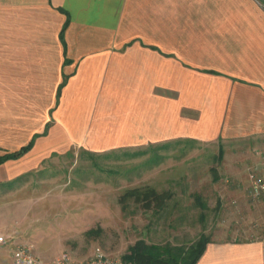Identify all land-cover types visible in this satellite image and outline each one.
Returning <instances> with one entry per match:
<instances>
[{
    "label": "crops",
    "instance_id": "obj_1",
    "mask_svg": "<svg viewBox=\"0 0 264 264\" xmlns=\"http://www.w3.org/2000/svg\"><path fill=\"white\" fill-rule=\"evenodd\" d=\"M28 95H49L50 117L29 141L50 126L0 186L49 132L90 150L264 148V0H0V131ZM196 264H264V238L211 240Z\"/></svg>",
    "mask_w": 264,
    "mask_h": 264
},
{
    "label": "rangeland",
    "instance_id": "obj_2",
    "mask_svg": "<svg viewBox=\"0 0 264 264\" xmlns=\"http://www.w3.org/2000/svg\"><path fill=\"white\" fill-rule=\"evenodd\" d=\"M48 96L28 95L27 115L4 117L11 130L0 131V154L42 131L50 118ZM53 133L39 140L40 154L12 165L20 173L0 186V264H13L11 250L20 244L42 262L63 254L85 262L97 254L123 258L139 240L187 250L201 236L264 238V198L250 195L252 182L264 181V148L257 141L90 150L61 131ZM143 186L170 192L171 199L158 211L119 204L127 189ZM90 230L95 233L88 236Z\"/></svg>",
    "mask_w": 264,
    "mask_h": 264
},
{
    "label": "trees",
    "instance_id": "obj_3",
    "mask_svg": "<svg viewBox=\"0 0 264 264\" xmlns=\"http://www.w3.org/2000/svg\"><path fill=\"white\" fill-rule=\"evenodd\" d=\"M60 39L62 41V32L60 34ZM64 83L60 86H62ZM60 95H56L57 102ZM56 102V103H57ZM50 123L45 125V129L41 134L34 135L27 145L21 147L17 151L5 153L0 156V164L7 161H15L28 152L31 151L36 138L41 136H46L47 130ZM167 145H162L156 148H166ZM222 155V152H221ZM171 199L170 192H157L154 188L150 186H143L139 188L127 189L122 195L119 196L118 202L124 207L128 203L139 205L144 211H158L164 208L166 203ZM94 231L90 230L87 235L90 236ZM210 241L205 236H201L199 240L188 247L187 250H183L178 247H168L165 248L152 246L146 244L144 241L139 240L130 246L127 253L123 256V260L130 262L131 264H196L207 244Z\"/></svg>",
    "mask_w": 264,
    "mask_h": 264
},
{
    "label": "built area",
    "instance_id": "obj_4",
    "mask_svg": "<svg viewBox=\"0 0 264 264\" xmlns=\"http://www.w3.org/2000/svg\"><path fill=\"white\" fill-rule=\"evenodd\" d=\"M250 195L253 199L264 198V181L254 180L250 188ZM3 238L0 237V243ZM13 264H131L122 258H108L102 254H97L85 262H78L68 254L51 260L50 262L40 261L34 254L31 247L20 244L11 250Z\"/></svg>",
    "mask_w": 264,
    "mask_h": 264
}]
</instances>
